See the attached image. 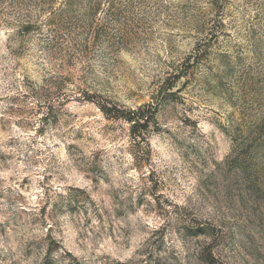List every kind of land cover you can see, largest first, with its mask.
Segmentation results:
<instances>
[{"label": "rangeland", "instance_id": "rangeland-1", "mask_svg": "<svg viewBox=\"0 0 264 264\" xmlns=\"http://www.w3.org/2000/svg\"><path fill=\"white\" fill-rule=\"evenodd\" d=\"M0 264H264V0H0Z\"/></svg>", "mask_w": 264, "mask_h": 264}, {"label": "trees", "instance_id": "trees-1", "mask_svg": "<svg viewBox=\"0 0 264 264\" xmlns=\"http://www.w3.org/2000/svg\"><path fill=\"white\" fill-rule=\"evenodd\" d=\"M133 113V115L136 113V112H132ZM137 119H142L140 116H136V118H134V116H132V117H128L126 120L128 121V122H132L133 123V125L134 124H137Z\"/></svg>", "mask_w": 264, "mask_h": 264}]
</instances>
